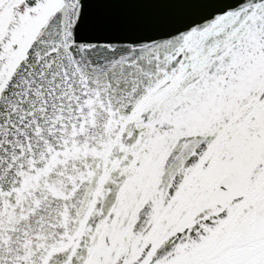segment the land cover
<instances>
[{
  "label": "snow or ice",
  "instance_id": "6c2138e0",
  "mask_svg": "<svg viewBox=\"0 0 264 264\" xmlns=\"http://www.w3.org/2000/svg\"><path fill=\"white\" fill-rule=\"evenodd\" d=\"M0 264H264V0H0Z\"/></svg>",
  "mask_w": 264,
  "mask_h": 264
}]
</instances>
